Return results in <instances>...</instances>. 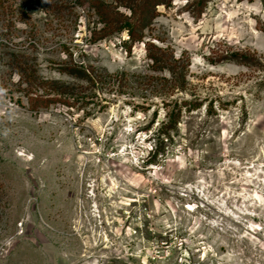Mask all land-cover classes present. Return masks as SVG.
<instances>
[{
  "label": "rangeland",
  "instance_id": "374dc122",
  "mask_svg": "<svg viewBox=\"0 0 264 264\" xmlns=\"http://www.w3.org/2000/svg\"><path fill=\"white\" fill-rule=\"evenodd\" d=\"M90 1L0 0V264H264V0L160 7L145 41L187 67L176 84L127 33L93 43ZM22 58L127 83L34 110Z\"/></svg>",
  "mask_w": 264,
  "mask_h": 264
},
{
  "label": "trees",
  "instance_id": "16d2710c",
  "mask_svg": "<svg viewBox=\"0 0 264 264\" xmlns=\"http://www.w3.org/2000/svg\"><path fill=\"white\" fill-rule=\"evenodd\" d=\"M175 0H91L90 8L98 19L101 28L92 32V42L127 33L128 39L122 44L128 53L137 43H144L146 58L150 62L149 68L153 72H168L172 80L179 81V77L186 71V66L176 60L168 49L156 46L151 41H145V32L150 29L159 16V8H170ZM212 0H187L185 8L191 10L195 18H200ZM253 1V0H249ZM14 68L22 76L26 84V95L34 110L48 108L51 104L61 103L69 107L76 104L89 105L97 98L96 90L99 88L115 87L121 91L127 81L119 74H109L89 65L69 64L59 67L62 74L68 76V83L47 81L37 76L34 65L25 58L14 60ZM172 88H177L176 85ZM178 89V88H177ZM45 91L39 94V91ZM72 101V103L70 102ZM180 112L177 116L169 117L164 126V133L172 141L171 133L179 124ZM148 160L146 164H153Z\"/></svg>",
  "mask_w": 264,
  "mask_h": 264
}]
</instances>
